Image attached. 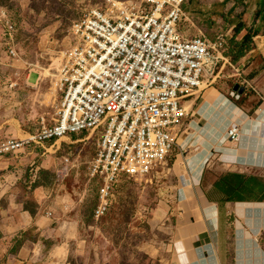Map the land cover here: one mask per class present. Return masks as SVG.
<instances>
[{"label":"crops","instance_id":"obj_1","mask_svg":"<svg viewBox=\"0 0 264 264\" xmlns=\"http://www.w3.org/2000/svg\"><path fill=\"white\" fill-rule=\"evenodd\" d=\"M213 1L214 11L185 3L180 30L192 37L193 28L204 34L217 24L231 36L242 27L237 40L251 32L253 48L185 103L189 122L176 147V158L185 163L172 170L177 196L167 199L176 220V264H264V200H230L223 180L228 174L264 178V0H244L242 11L241 0ZM45 73L35 66L15 70L0 85V139L23 138L37 128L44 117L38 98ZM237 86L243 90L240 102L229 97ZM234 125L242 132L239 144L227 138ZM9 163L0 157V264H81L88 248L76 205L68 196L51 198L48 188L26 186L20 167Z\"/></svg>","mask_w":264,"mask_h":264},{"label":"built area","instance_id":"obj_2","mask_svg":"<svg viewBox=\"0 0 264 264\" xmlns=\"http://www.w3.org/2000/svg\"><path fill=\"white\" fill-rule=\"evenodd\" d=\"M186 1L104 0L89 9L69 30L55 82L60 97L50 117H41L23 138L0 139V157L98 131L88 168L90 179L101 183L96 220L109 211L119 179L158 173L185 128L184 102L212 87L228 63L223 35L212 41L180 30ZM0 32L7 56L16 61L17 26L6 9H0ZM227 138L239 144L240 127L232 126ZM63 163L67 170L68 155Z\"/></svg>","mask_w":264,"mask_h":264},{"label":"rangeland","instance_id":"obj_3","mask_svg":"<svg viewBox=\"0 0 264 264\" xmlns=\"http://www.w3.org/2000/svg\"><path fill=\"white\" fill-rule=\"evenodd\" d=\"M103 2L104 0H0V9H6L17 26L15 50L18 56L16 61L8 58L0 32V85H4L15 70L25 71L34 66L40 73L47 70L48 75L41 76L40 86L43 89L38 100L41 103V114L45 118L50 117L60 97L55 82L63 54L70 45L69 30L89 9ZM190 4L206 8L210 5L211 11H214L213 0H187L186 5ZM246 4L241 0L237 7L242 11ZM217 27V24H212L204 34L193 28L190 36L203 35L213 41L223 35L226 42L223 53L227 57L226 52L234 34L231 38L226 31ZM228 63L233 67L237 66L229 58ZM34 80L35 75H31L30 81ZM244 85L248 86V83ZM206 89L208 88L203 86L201 92L187 98L184 106ZM233 94L236 95L235 98H232ZM238 96L240 100H237ZM229 97L240 102L243 94L231 91ZM188 120L189 117L184 123L189 122ZM98 138V131L92 135L88 132L69 138L64 136L56 139L53 146V142L44 143L45 148L30 145L16 156L4 157L10 159L11 169L16 165L20 167V178L26 186L35 184L48 188L51 198L68 196L76 205V212L84 221L82 234L84 245L88 248L81 264H176V220L167 199L171 196L170 200H173L172 196H177L174 187L178 183L172 170L183 166L185 159L182 161L176 158L175 150L167 165L161 167L158 173L144 178L125 176L119 179L109 211L103 218L96 220L94 211L99 205L101 183L90 179L88 168L97 153ZM66 155L70 157V163L68 169L63 170L66 167L63 156ZM29 191L33 192V189ZM26 198L29 205L33 204L30 195Z\"/></svg>","mask_w":264,"mask_h":264},{"label":"trees","instance_id":"obj_4","mask_svg":"<svg viewBox=\"0 0 264 264\" xmlns=\"http://www.w3.org/2000/svg\"><path fill=\"white\" fill-rule=\"evenodd\" d=\"M241 31L242 27H237L235 35L232 40H230L229 50L226 52V56L236 65H238L240 60L253 48V35L251 32L247 33L241 41L237 40V36ZM223 180L226 184L224 192L230 200H264V179L246 177L239 174H228Z\"/></svg>","mask_w":264,"mask_h":264},{"label":"water","instance_id":"obj_5","mask_svg":"<svg viewBox=\"0 0 264 264\" xmlns=\"http://www.w3.org/2000/svg\"><path fill=\"white\" fill-rule=\"evenodd\" d=\"M239 89H240L239 86H237L235 90L236 91H239V94H242L243 93V90H239Z\"/></svg>","mask_w":264,"mask_h":264},{"label":"bare ground","instance_id":"obj_6","mask_svg":"<svg viewBox=\"0 0 264 264\" xmlns=\"http://www.w3.org/2000/svg\"><path fill=\"white\" fill-rule=\"evenodd\" d=\"M47 73H48V72H47ZM47 73H45V74H47ZM47 75H48V74H47ZM47 75H46V76H47ZM231 127H232V126H231ZM231 127H230V128H231Z\"/></svg>","mask_w":264,"mask_h":264}]
</instances>
